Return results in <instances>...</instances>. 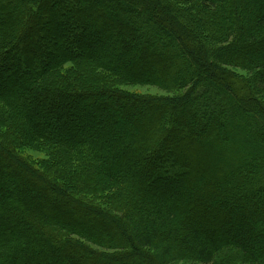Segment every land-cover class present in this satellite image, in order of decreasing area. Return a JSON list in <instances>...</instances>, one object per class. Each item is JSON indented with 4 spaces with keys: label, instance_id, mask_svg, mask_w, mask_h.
Returning <instances> with one entry per match:
<instances>
[{
    "label": "trees",
    "instance_id": "trees-1",
    "mask_svg": "<svg viewBox=\"0 0 264 264\" xmlns=\"http://www.w3.org/2000/svg\"><path fill=\"white\" fill-rule=\"evenodd\" d=\"M263 98L264 0H0V264H264Z\"/></svg>",
    "mask_w": 264,
    "mask_h": 264
},
{
    "label": "rangeland",
    "instance_id": "rangeland-1",
    "mask_svg": "<svg viewBox=\"0 0 264 264\" xmlns=\"http://www.w3.org/2000/svg\"><path fill=\"white\" fill-rule=\"evenodd\" d=\"M108 46L110 47L111 52H114V53L118 52V47L114 43L110 42V43H108ZM132 90L140 92L142 94H151V95H156V94L162 95V94H164L162 91H160L159 89L154 88V87H137V88H133ZM26 156L28 158L32 159V160H34V159L35 160L42 159L44 157L41 154H38V153H35V152H31V151L27 152ZM260 224H261L260 221H256L254 223V225L257 226V227H260ZM263 224L264 223H262L261 225H263ZM179 264H197V263L184 262V263H179Z\"/></svg>",
    "mask_w": 264,
    "mask_h": 264
}]
</instances>
